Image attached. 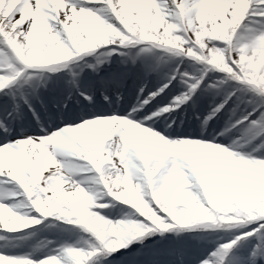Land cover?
Listing matches in <instances>:
<instances>
[{"label": "snow or ice", "instance_id": "obj_1", "mask_svg": "<svg viewBox=\"0 0 264 264\" xmlns=\"http://www.w3.org/2000/svg\"><path fill=\"white\" fill-rule=\"evenodd\" d=\"M203 6L202 0H153L152 15L159 11L165 22L159 31L163 33L172 26L171 36L182 39L180 47L173 48L155 35L142 36L141 29L123 14L119 0H111V4L109 0H63L62 7H57L54 0H19L10 11L5 0L0 9V149H16L22 141L39 142L42 137L86 121L111 116L127 117L154 130L162 114L180 109L176 113L179 120H165L159 126L161 135L218 145L242 154L251 163L264 162V65L259 63L264 0H249L229 42L198 40ZM26 7L34 15L21 22ZM82 10L98 17L113 34L102 46L87 45L82 26L95 22L86 19ZM231 11L229 8L228 19ZM213 49L226 50L227 69L208 62ZM159 53L167 54V59ZM185 59L193 63L182 67ZM153 75L160 78L159 86L145 94ZM174 91L166 106L153 111L161 94L167 96ZM203 96L213 98L206 115L198 99ZM216 97L222 98L216 102ZM233 98L235 106L225 126L216 132V118ZM241 104L250 106L251 111L245 109L237 115ZM117 110L123 114H117ZM109 111L111 115L105 114ZM233 130L239 133L234 138L230 136ZM218 137H228L231 143L222 145L216 142ZM246 146L251 151H240ZM193 163L198 169H215L225 184H243L252 175L230 160L209 159L207 154ZM63 166L87 190L99 179L94 171L77 174L76 161L70 158L63 161ZM53 172L49 169L32 185L18 179L11 168L0 170V232L17 233L55 218L87 233L88 247L65 244L37 259L35 250H11L17 246L12 241L26 237L0 235V241L5 242L0 245V264H160L161 254L177 252L180 264H185L184 256L212 243L208 236H186L204 228L185 226L181 209L149 198L153 219L109 196L103 185L98 186L104 196L97 201L103 206L91 209L102 218L103 227L85 223L80 216L72 215L67 205L55 206L54 200L49 207L47 201L53 197L48 190L49 177ZM24 175L31 176L26 169ZM199 198L208 207L203 192H199ZM116 202L130 208H120ZM211 230L226 232L230 238L216 241L196 264H264V217Z\"/></svg>", "mask_w": 264, "mask_h": 264}, {"label": "rangeland", "instance_id": "obj_2", "mask_svg": "<svg viewBox=\"0 0 264 264\" xmlns=\"http://www.w3.org/2000/svg\"><path fill=\"white\" fill-rule=\"evenodd\" d=\"M119 2L121 3L123 14L130 23L136 24L141 29L142 36L151 38V36L155 35L162 43L166 42L167 45L173 48L180 47L182 43H178L175 37L167 33V29L172 28V26L165 28L163 33L159 31L161 27L165 26V22L162 20L159 11L156 12L155 16L152 15L153 0H141L137 4L129 0H123V2L119 0ZM248 2L249 0H202V5L204 6L199 16L201 23L197 34L198 40L204 41L205 39L215 38L229 42L231 38L230 32L234 30L239 20L243 18L247 11ZM229 8L232 10L231 19H228ZM86 19L95 22L82 26L83 31L87 33V44L92 40L94 45L99 44L102 46L113 34L107 26L99 22L98 17L91 13H88ZM259 49V63L264 65V40H261ZM208 62L227 69L224 52L221 49L210 51L208 53ZM192 63V61L185 59L182 67ZM196 67H199V65H196ZM221 98L216 97V102H219ZM171 99L172 97L169 102ZM198 99L202 114L206 115L208 105L211 104L213 98L211 96H203L198 97ZM235 103V98H233V101H230L225 110L216 118V123L213 125L216 132H219L225 126L230 110L235 106ZM245 109L251 111L250 106L241 104L237 115L244 112ZM166 114V117L169 118L175 113ZM203 115L201 118H203ZM210 125H212V122H210ZM122 128L124 130L123 136L116 139L115 144L119 162L117 167L113 166L109 169L114 175L109 181L105 180L102 175V166H96L94 165L95 163L93 164L83 157L78 158L74 154L88 155L89 151L99 148L100 143L106 140L105 126L102 119L89 120L76 128H68L55 134L70 148L71 153L59 145L58 149L48 153L40 163L31 164L27 162L25 154H20L21 151L18 147L16 149H2L0 150V168L13 169L18 174V179L27 180L32 185H36L45 172L53 169V175L49 177L50 187L48 190L57 192L58 202H55V206L67 205L72 209V215L80 216L85 223H91L97 228L104 226L103 221L102 218H98L96 214L92 213L91 209L102 207L103 205L98 204L97 201L103 197L80 186V181L76 178V175H73L63 166V161L66 158L76 161L77 174H86L94 171L99 177L96 184L103 185L109 196L130 205L142 215L153 219L155 217L148 203L149 198L157 203L163 202L170 207L181 209L180 217L186 224L212 223L217 225L221 224L226 218H228L227 221L245 222L242 218H236L235 214L246 216L255 212L264 213V162L251 163L242 154L230 153L228 149L220 148L218 145L205 144L197 140H171L165 137L164 143L170 146L167 152L160 150L158 139H151L146 148H144V152L136 154L133 142V136L136 134V121L123 117ZM193 135L195 134L193 133ZM237 135L239 133L235 130L230 134L232 138ZM216 142L228 145L231 143V139L218 137ZM53 143L55 144L57 141ZM190 147L197 149V158L190 154ZM240 151H251V147L246 146ZM58 152H63L64 155L60 156ZM224 152L227 153L222 154ZM205 154H207L209 159L219 157L230 160L235 167L245 168L252 175L246 183L234 184L229 182L225 184L218 178L215 169L208 171L203 166L198 169L193 163L194 160L204 157ZM255 155H260V153H255ZM82 159H85L87 163H84ZM25 169L31 174L30 178L24 175ZM119 172H122L121 176H118ZM114 183L119 186L117 196L111 192L115 185ZM67 188H73L74 190L70 198L66 192H63ZM199 192H203L204 198L208 201V207H205L200 201ZM122 202H116L117 206L126 210L130 208V206L124 205ZM47 204L49 207H53V203L50 200L47 201ZM227 210H231V213L225 214ZM103 211L105 215L109 214L107 209ZM33 215L36 214L33 213ZM56 222L53 219L48 222L46 219L40 225L31 226L28 229L14 233L15 236H23L27 239L12 241V243L15 245H19L20 242L29 244L30 251L41 250V253H38L35 257L40 259L44 255L49 254L43 252L49 246V236L52 237L56 229H65V236L68 235L70 237V239L66 238L68 240L66 244H77L82 248L88 247L90 237L87 233L82 230L81 232L79 228H72L75 225L58 226L59 228L50 226H55ZM132 226L135 227L134 222ZM40 229L44 232L40 231ZM215 233L217 234H214L216 238L212 235L208 236L212 241L209 247L211 244L214 245L212 248L215 247L216 241L223 242L225 238L222 236L228 234L220 230ZM207 235L203 234L201 236ZM10 237L12 236L10 235ZM219 237L220 240H217ZM3 244L5 242L0 241V245ZM17 248L19 249L20 247L17 246ZM212 248L210 247V249ZM177 254V259L180 261L179 252ZM164 256L168 257L169 254L164 253ZM169 258L171 260L168 264H176L175 255H170ZM159 259L162 264V259Z\"/></svg>", "mask_w": 264, "mask_h": 264}, {"label": "bare ground", "instance_id": "obj_3", "mask_svg": "<svg viewBox=\"0 0 264 264\" xmlns=\"http://www.w3.org/2000/svg\"><path fill=\"white\" fill-rule=\"evenodd\" d=\"M129 1L134 3L136 2V4L137 2H139V0H135V1L129 0ZM17 2H19V0H8V10L10 11L13 7H15V4ZM54 3H56L57 7L63 6V0H54ZM109 3L111 4V0H109ZM4 4H5V0H0V9L4 8ZM82 13L84 14L85 18H87L88 13H84V10H82ZM30 15H34V13H32L30 7H26L22 12L21 22H23V20ZM103 123L105 126L106 140L100 143L99 148H94L93 150L89 151L88 157L93 163H95L96 166L103 167L102 175L105 178V180L109 181L114 176L109 169L113 166L117 167V164L119 162V157L117 155V151L115 150V144H116V139L121 138L123 136V131H124L122 128L123 119L119 116H111L103 120ZM46 139L48 140L46 141ZM151 139H156V140L158 139L159 148L163 152H167L169 150L170 146L164 143V140L162 139L160 134L152 131L151 129L143 126L140 123H136V134L133 136L135 153L141 154L142 152H144V148H146V146L148 145ZM56 140L57 143L54 144L53 142ZM59 145H61L63 149L68 150V147L64 144L62 139L60 138L58 139L53 136L42 137L39 139V142H37L35 139H28L27 141L25 140L20 142L18 144V147L22 150L23 153L25 151L24 154L28 156L27 162L31 164H35V163H40V161L44 159V157L48 153H51L52 150L58 149ZM189 152L193 157L197 158L198 153L196 148L190 147ZM121 175L122 172H119L118 176ZM114 184L115 185L112 188L111 192L112 194L117 196L119 193L118 191L119 186L116 183ZM73 191H74L73 188H67L66 190H63V192L67 193L69 198L71 197V194H73ZM52 193H53V197L50 198L49 200L51 202H53V200L55 202H58L57 192L52 191Z\"/></svg>", "mask_w": 264, "mask_h": 264}, {"label": "clouds", "instance_id": "obj_4", "mask_svg": "<svg viewBox=\"0 0 264 264\" xmlns=\"http://www.w3.org/2000/svg\"><path fill=\"white\" fill-rule=\"evenodd\" d=\"M231 47V46H229ZM223 52L226 51L224 49H221ZM58 155L60 156H63L64 153L63 152H58ZM89 191L90 192H94L96 195L100 196V197H103L104 196V192L100 190L99 186L97 184H92L90 187H89Z\"/></svg>", "mask_w": 264, "mask_h": 264}]
</instances>
